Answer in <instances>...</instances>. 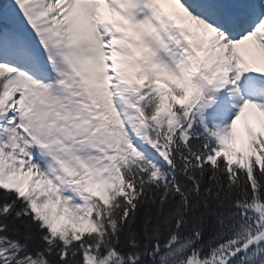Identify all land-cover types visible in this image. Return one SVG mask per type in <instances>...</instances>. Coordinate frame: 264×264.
I'll return each instance as SVG.
<instances>
[{
    "label": "snow or ice",
    "instance_id": "6c2138e0",
    "mask_svg": "<svg viewBox=\"0 0 264 264\" xmlns=\"http://www.w3.org/2000/svg\"><path fill=\"white\" fill-rule=\"evenodd\" d=\"M0 264H264V0H0Z\"/></svg>",
    "mask_w": 264,
    "mask_h": 264
}]
</instances>
